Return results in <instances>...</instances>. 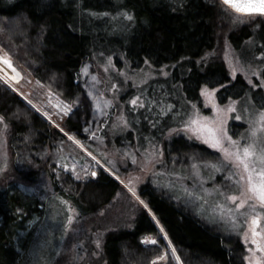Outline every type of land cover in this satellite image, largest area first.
Returning a JSON list of instances; mask_svg holds the SVG:
<instances>
[{
    "label": "rangeland",
    "instance_id": "rangeland-1",
    "mask_svg": "<svg viewBox=\"0 0 264 264\" xmlns=\"http://www.w3.org/2000/svg\"><path fill=\"white\" fill-rule=\"evenodd\" d=\"M218 2L221 18L217 25V46L203 60L224 62L231 82L241 76L252 92H258L254 97L251 94L242 98L222 97L221 88L209 86L201 88L200 102H191L184 93L180 97L175 96L177 86L173 78L178 63L156 65L145 59L134 63L122 50V46L130 42L129 33L139 30L131 11L123 16L130 24L127 34L124 30L126 25L112 29L108 26V37L104 40L106 51H93L84 64L80 85L82 96L74 103L40 84L27 69L26 62L17 61L0 46V80L62 135H55L53 143L42 148L14 155L10 147V125L4 118L0 120V187L14 179L15 164L22 166L24 160L29 165V171L37 170L40 175L38 184L21 186V190L38 195L43 203L52 196L60 195L52 186L51 172L59 181L65 173L77 180H85L105 172L121 186L104 209L88 217L80 215L73 201L64 196L58 197L60 205L67 210L68 221L63 218L61 208L53 197L48 204V217L36 231L30 245V264H45L52 254L58 257L61 249V254L73 259L76 264L96 261L100 257L103 238L109 232L131 229L140 212H149V207L145 208L140 203L144 201L140 189L147 184L178 204L182 200L181 208L187 202L188 209L191 207L192 213L206 225L218 227L226 234L233 230L238 234L244 225L241 241L246 247V264H255L256 258L264 261V252L258 247V243L264 245V206L257 200H248L243 208L239 207L245 198L242 193L248 188L247 174L233 160L227 159L219 147L212 146L214 136H220L223 147L230 151L238 146L242 152L250 144L254 145L257 153L264 150V130L257 131L256 137L252 136L253 130L259 129L260 114L264 113V48H255L246 42L244 48L237 50L229 37L244 27H253L262 17L239 15L220 0ZM128 15L133 19L128 20ZM111 22L116 25L117 21L111 19ZM5 60L11 61V67ZM17 72L20 74L18 79ZM133 100H137L135 106L131 103ZM175 100H179L177 106L174 105ZM66 105L69 108L66 109ZM78 109L82 125L80 135L72 133L67 126L71 117L75 119ZM156 115L160 128L154 133L153 128L157 124L152 117ZM143 120H146V127L140 125ZM162 121L166 124L161 125ZM136 124L139 126L136 127ZM227 137H231L237 145L233 146ZM177 138L206 147L216 158L207 159L199 151L174 152L170 143ZM251 167L258 172L264 164L256 161ZM129 186L135 189V196L129 191ZM232 196L238 199L233 202ZM253 216L260 220L256 231L261 236L255 238L251 224ZM39 221V215L29 220L23 236ZM253 239L258 243H253ZM153 240L156 243H152ZM143 243L158 244L151 236L144 238ZM173 249L171 246L153 263L167 262L168 256L179 260Z\"/></svg>",
    "mask_w": 264,
    "mask_h": 264
},
{
    "label": "trees",
    "instance_id": "trees-1",
    "mask_svg": "<svg viewBox=\"0 0 264 264\" xmlns=\"http://www.w3.org/2000/svg\"><path fill=\"white\" fill-rule=\"evenodd\" d=\"M129 11L139 30L129 33L130 42L122 50L134 63L143 59L156 65L178 63L173 78L177 86L175 96L184 93L191 102H200L203 86L221 88L222 97L242 98L251 93L241 76L231 82L224 62L203 60L217 46L221 18L218 0H0V46L17 61L26 62L40 84L74 103L82 96L84 64L93 51H106L108 26L112 29L126 25L127 34L130 24L123 16ZM111 19H116V25ZM229 37L237 50L244 48L246 42L264 48V23L255 22L253 27H244ZM178 101L175 100V106ZM78 111L67 126L80 135ZM0 116L10 125L14 155L42 148L53 143L55 135H61L1 80ZM170 144L171 150L179 154L199 151L207 159L216 158L206 147L184 138ZM14 171V179L0 187V264H30V245L48 217V204L54 196L43 203L38 195L21 190V186L38 184L40 175L37 170L29 171L25 160L22 166L15 164ZM49 177L60 194L54 198L67 221V210L58 197L70 199L80 215L88 217L104 209L121 188L105 172L85 180H77L69 173L62 174V181L53 172ZM140 195L151 211L140 212L131 229L109 232L103 238L100 257L90 264H246V247L241 241L244 225L238 234L236 230L226 234L218 227L206 225L190 206L188 209L187 202L181 208L182 200L178 204L150 184L141 187ZM36 215L40 221L23 236L29 220ZM150 236L157 240V245L143 243ZM171 246L179 260L168 256L167 262L153 263ZM61 252L58 257L52 254L45 264H76Z\"/></svg>",
    "mask_w": 264,
    "mask_h": 264
},
{
    "label": "snow or ice",
    "instance_id": "snow-or-ice-1",
    "mask_svg": "<svg viewBox=\"0 0 264 264\" xmlns=\"http://www.w3.org/2000/svg\"><path fill=\"white\" fill-rule=\"evenodd\" d=\"M223 3L230 8H234L235 11L249 18H255L256 16H260L262 17V19L258 20L257 23H264V0H247V2L244 4L236 3L235 0H223ZM127 19L132 20L133 17L131 15H128ZM237 19L239 20L240 17H237ZM5 63H7L11 67L10 60H5ZM13 70L15 71V69ZM19 77L20 74L17 72L16 78L18 79ZM138 99L139 97H137V100ZM137 100H133L131 101V103L135 106L137 104ZM65 107L66 109L69 108V106L67 105ZM97 107L99 108V102H97ZM232 110L234 111V109ZM2 119L3 117H0V120ZM124 123L126 125L127 121L125 120ZM193 123H197V122L193 121ZM5 127L7 126L5 125ZM259 130H264V113L260 114L259 129H254L252 132V136L256 137L257 131ZM70 138L75 139L74 137H70ZM227 140L230 141L233 146L237 145V142L233 141L231 137H227ZM75 142L77 144H80L79 140H76ZM212 146L219 147L220 150L224 152L225 157L227 159L233 160L236 166L242 168L243 171L247 174L246 179L248 182V188L242 193V195L245 198L241 200L239 207L243 208L248 200H257L261 204V206H264V168H261L258 172H254L253 168L251 167V165L256 161H259L261 164H264V150H261L260 153H257L255 151L254 145L250 144L249 146L244 147L242 152L238 146L235 147L234 151H230L229 149L223 147L220 136H214V142ZM81 147H83V145H81ZM149 163H151V161H149ZM92 175L94 176L96 175V173L93 172ZM256 177H258L259 179H256ZM78 178H80L79 175ZM129 191H131L134 196L136 195L135 189L133 187L129 186ZM137 199H139L138 196ZM231 199L233 202H235L238 199V197L232 196ZM65 203L67 202L65 201ZM140 203H142L145 208H148V205L144 203L143 200H141ZM149 211H151V209H149ZM259 223H260L259 217L253 216L251 224H252V233L254 238L261 236V233L256 231V227L259 226ZM152 243H156V241L153 240ZM253 243H258V241L256 239H253ZM97 246L99 247V244H97ZM258 247L261 252H264V245H259L258 243ZM174 253H175V249H173V254ZM177 259H179V257H177ZM255 264H264V261H262L260 258H256Z\"/></svg>",
    "mask_w": 264,
    "mask_h": 264
},
{
    "label": "flooded vegetation",
    "instance_id": "flooded-vegetation-1",
    "mask_svg": "<svg viewBox=\"0 0 264 264\" xmlns=\"http://www.w3.org/2000/svg\"><path fill=\"white\" fill-rule=\"evenodd\" d=\"M259 49H261V48H259ZM258 50V49H257ZM256 93H257V91H254V92H252L251 91V93H249V94H251V96H255L256 95ZM174 96V95H173ZM173 96H171V97H173ZM187 96V95H186ZM166 98H170L169 96H167ZM158 118V116L156 115V117L155 118H153L152 117V120H155V124H157V126L155 127V128H153V127H151V128H153V132L154 133H157V132H159V124H158V120H156ZM159 119H161V118H159ZM160 124L161 125H165L166 123L164 122V121H162V122H160ZM142 127H143V125H145V127H146V120H143L142 121V124H140ZM139 126V124H136V127H138ZM140 129V128H139ZM146 131V130H145ZM131 133H133V132H131Z\"/></svg>",
    "mask_w": 264,
    "mask_h": 264
},
{
    "label": "water",
    "instance_id": "water-1",
    "mask_svg": "<svg viewBox=\"0 0 264 264\" xmlns=\"http://www.w3.org/2000/svg\"><path fill=\"white\" fill-rule=\"evenodd\" d=\"M220 1L223 3V0H220ZM235 2H236V3H239V4H244V3L247 2V0H235ZM223 4H224V3H223ZM224 5H225V4H224ZM225 6H227V5H225ZM227 7H228V6H227ZM228 8L231 9L233 12L239 14V15L245 16V15H243V14H241V13L235 11L234 8H230V7H228ZM94 176L96 177V175H94Z\"/></svg>",
    "mask_w": 264,
    "mask_h": 264
},
{
    "label": "bare ground",
    "instance_id": "bare-ground-1",
    "mask_svg": "<svg viewBox=\"0 0 264 264\" xmlns=\"http://www.w3.org/2000/svg\"><path fill=\"white\" fill-rule=\"evenodd\" d=\"M2 64V63H1Z\"/></svg>",
    "mask_w": 264,
    "mask_h": 264
}]
</instances>
